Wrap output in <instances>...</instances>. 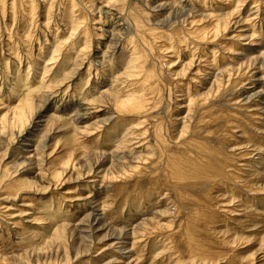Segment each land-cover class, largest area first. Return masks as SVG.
I'll return each instance as SVG.
<instances>
[{
	"label": "bare ground",
	"instance_id": "6f19581e",
	"mask_svg": "<svg viewBox=\"0 0 264 264\" xmlns=\"http://www.w3.org/2000/svg\"><path fill=\"white\" fill-rule=\"evenodd\" d=\"M122 1L125 2L128 0H115L114 2L119 6L120 2ZM211 1L212 4L209 3L211 4L212 8V10H210L211 14H206L205 9L200 8L197 3H194L191 0H129L130 3H133V5H138V7L141 8L136 14H146L144 15L143 22H141V19H134L132 15H129L134 19V23H128V27L119 24L123 19L126 18L120 16V8L117 10H113L115 9L112 6L113 3L110 4L112 1L108 2V0H62L59 4V7L56 8L58 11L57 15L56 13L55 15L53 14V9L48 10V4L46 3V0H0V40L2 41L3 35L10 38L8 40L9 42H5L3 40L5 42L4 44L7 43L6 46H10L9 52H13V57L14 50H16L15 48H17V51H19V53L16 58L18 60L22 59V54L20 52L26 51V54L29 57L28 59H31V61L29 62L33 63L35 61L33 52H35V50L37 49L40 52L42 50V45H44L43 43L46 44L51 39L56 43L54 51L56 52L57 50V52L59 53L63 51V49L59 48L61 43L63 46V44H69L68 42L70 41L67 40L73 39L74 41V39L76 40L77 38V40L79 39L82 43V46H84V51L86 49L85 52L87 53H84L86 54V58L85 60L81 61V58L80 60H78L76 56L71 57L74 59V62H76V64H70V74L67 77H64L66 78V80H69L71 82V80H74L75 78L81 76V68L89 72V74L87 75H84V73V77L90 76L92 69L98 70L101 67L104 68V64L112 62L118 51L120 55L125 56L128 60L126 61L125 68L126 77L131 78L132 76H134L137 78L136 80H132L131 85H128V83L124 86V88H122V92H124L125 95L123 98H121L120 92L117 91L118 93H114V90H112L114 87H112L111 85L110 86L112 88L109 92L106 91L104 93H101L100 96L95 97L98 94V90H100L99 87H96V85L98 84L97 79L99 77L97 79L95 78L94 81L92 80V82H90L91 87L87 89L89 93L88 96L90 95L92 90H94L93 93H91L89 97L85 96L86 100H88L90 97L92 98V102L88 104L87 102L86 104L85 102L83 103L82 100L84 99V97L83 99L81 97V99H79V96H76V99H73L74 97L72 98V94H74V92L71 93L69 98L70 102L67 103L66 100L68 101V98L65 97L66 94L63 96V99L62 91L60 93L51 91V89L53 88H50L48 86L50 88V92H48L47 90L49 94L46 92L48 95L43 94L41 98L36 101L35 99L33 100L32 98L27 97L26 99L19 101L18 107L7 111L10 113L12 112V115H6L1 118L0 125L6 126L0 127V142L5 143L9 150L13 151V153H16V156H20L21 154H24V150H27L25 145H27V143L31 141V138L35 137V135L38 134L36 133V130L44 122H60L62 125L64 124V126L68 125L69 128H71L75 132V135H77L78 133L87 135V133H89V130L87 131V129H89L91 126L87 127L85 125L87 124V122H89L91 115H93V118H97L96 123L94 122V126L98 125L99 127L110 121V118L106 119L105 117L107 114L104 115L102 113L104 117L100 119L102 117V114L97 116L96 113H90L91 109L97 110V106H99L101 103H104L105 101L103 102V99H107L108 97L110 100H112L113 110H115L114 113L115 115H117L116 117H119L118 119L122 121L124 119H131L132 117H135V119H137L136 121H141L140 126L143 127L144 133L140 141L145 142L153 151H155L156 157L154 158L153 154L152 157L148 156L149 163L144 164L143 169H153L152 171H150V173L149 171H147L148 176L146 178H148V180H145L146 182L144 181V183L141 184L142 186L139 185L140 187H142V193H140L141 189L139 188L140 191L138 194H141L143 198H148L151 194L157 195L155 197H162L165 195L163 198L165 206L162 211H158L155 217L158 219L160 218L161 220L156 219V223H154V225L151 227H154V229L158 228L160 231H164V233L168 234V236H171L172 238H177V234H183V236L185 235L187 237L186 240L183 238L185 241H182V239L181 241H177L175 239L177 241H175L176 245L172 244L175 247L174 250H178V248H180L178 247V244L182 242L180 246L182 247V251L184 250L183 252H185L182 257L179 256V259H175L176 261L174 260L175 263L173 264H206L205 262L210 259L211 261H214L213 264H219L218 261L220 259H227L226 261L229 264H248L251 261V257L248 258L246 256H241L238 253V248H236L234 245L236 241L238 242V240H235L233 238L231 239L227 232L224 233L223 231L218 230L216 226V229L214 228V225L216 223L213 221L218 218L220 219V216L222 218V215L218 211V203L220 202L219 200L217 201V198H219L218 196H221V194L224 196L225 194H227L231 200L238 198L237 196H239L240 198L241 194L238 195L237 193H242V188H247L245 190V196H247L248 194L251 197H254L253 194L257 191L258 193H264V172L258 171V166L264 165V149H262L261 146L259 147V145L258 148L257 146L253 145L254 148L252 150H249L250 148H252V145L250 146L248 144L250 147L247 146L246 150L251 151L249 156L250 158H252V161H254V165L252 163L247 164L249 162L245 161L246 165L244 166L248 168L247 170H243V166H237V164L241 162V160L243 162V156H239L238 158L234 153L235 149L233 147V145H237V143H235V139H237V132L235 131H237L238 129H241L243 131V134L246 135L245 140L240 136V139L242 138L244 141H249L251 139V141H253L254 139H256V137H258V140H264V130L261 129L262 126L257 123L261 120L260 118L264 116V18L259 20L257 23H250L249 26H252L256 29H253L252 31L250 30L251 33L249 36H246L247 33L244 34L241 32L238 33V38H235L234 41L231 40V42H235V48L232 47L231 49H229L233 52H236L235 55L229 56L230 58H233L232 62L228 60L229 62L227 61V64H220V61L223 59L220 60V56L218 55L217 57V54L215 55V52H217L218 54H222L224 52V47H222V44H225L227 42L226 39L230 38L228 37L229 35H227V33L230 35L231 33H235V30L241 23V19H236V21L234 22L233 20L235 19L231 17L227 18L226 14L223 13V6L217 3L213 4V0ZM220 1L228 2L229 0ZM176 2H178V4H176ZM125 4L127 6V3ZM116 5H114V7ZM215 5H219L220 7L215 8ZM229 6H226V10L229 9ZM260 10L262 9H257L258 12H260ZM250 11L251 10H249L248 12ZM261 13H263L264 16V12L261 11ZM122 14L123 13H121V15ZM3 17H11V19L12 17H14L15 20H17L18 18L20 20V25L18 23L19 26L17 27L20 28V31L16 32L15 30H13V27V29L9 28L10 23L7 26L6 21L5 19H3ZM49 18H51L52 20L57 19L55 21L54 27H51V25H53L52 23L50 25L51 28L45 25L44 22ZM189 19H192V21L197 24L201 22L205 23L203 24L205 27L199 29L198 32H193L192 30H190V33L187 34L190 38L191 36H193L192 39H194L195 41L191 40L193 42L192 45L197 44V48L200 50V53L193 55L191 54L190 58L189 54L193 50L185 49L186 51H188L186 52L188 54H186V56L184 53H181L182 55L180 54V48V51H177V59L181 60L182 58H186L182 60L180 64H178V66L182 69H180V71L176 69L175 72H172L170 65H172L173 62L166 61L167 59L164 48L166 47L167 51V49H173L178 45L179 39H175V37L177 36V33H175L176 27L174 28L173 26L175 24L176 26L178 24H185ZM14 21L13 23H16ZM233 22L236 24L235 28ZM91 24H97L98 28L94 27ZM170 25H173L171 26L173 29H167L165 31L160 30V28L170 27ZM231 25H233L232 28H230ZM12 26L14 25L12 24ZM50 29L51 31H49ZM169 33L173 34L170 35ZM138 35L143 36L142 40L140 39V42L142 43H139V39L137 37ZM243 37H245V40L241 41V38L243 39ZM55 39L60 40V42L58 40V42L54 41ZM128 39L134 42L130 49V56L121 53L120 51L121 47H123L124 44L128 45ZM182 39H184V37H182ZM184 40L186 41V39ZM228 41L230 42V40ZM244 41H248V44L244 43L245 45H241V42ZM166 42L171 44V46L167 47ZM181 42L182 40L180 39V43ZM2 45L3 44L0 42V47H2ZM238 45L240 46L239 48ZM17 46H19V50ZM65 46H63V48H65ZM186 46L187 44L185 45V47ZM123 49H125V47ZM64 50H66L67 52L66 48ZM199 50L197 51L199 52ZM221 50H223V52ZM197 51L195 50L193 51V53ZM237 51H239V53H237ZM2 52L3 51L1 48L0 59L5 58L4 62H7L8 60L10 62V55H12V53H10L9 56L5 57V55L3 54L6 53ZM55 52H53V54H56ZM169 52L171 51L169 50ZM174 52L176 53V51ZM210 52L213 53L215 57L219 58V61L217 58L213 61L214 64L216 63L215 66L213 65L215 69H213L211 65L210 70H208L206 66L205 73L200 76L199 81L195 80L192 82L194 85L191 86V88L193 87L192 89L190 88L191 91H188L187 88L184 89V87L182 86L184 83L181 82H185L184 79H186V81H189L191 79V77L189 79V76L191 74H194V69L199 70L201 68H204V65H206L205 63H207L205 62L208 58L207 54H210ZM258 53H261V55ZM214 55L211 54L210 57H214ZM38 57H40V54L38 55ZM67 57H69V55ZM195 57H197L196 60ZM201 59H205V61L202 60L204 64L203 66H201ZM186 60L189 61L186 62ZM178 66L175 65L174 67L177 68ZM164 69L166 70L165 73ZM201 70L204 71V69ZM99 73L101 72L99 71ZM236 73L237 80H233L232 82L234 83V85H238V92L236 94L237 97L234 98L235 102L233 104H231V102L233 101L232 99H224L222 104L218 105L215 110H212L210 107L197 119H195L194 115L191 119L188 116H184L182 119H179V117L184 114L183 112L185 109H179L181 103L178 104V102L176 101L178 100V96L176 95L177 92H186L185 95H183V102L188 103V106L193 102L196 105L194 111L199 109L198 111L200 112L202 110L200 108L201 104L205 100H207V98H209L204 96L201 89L207 86V84H211V82L220 84V87H222V84H224L222 83V79L228 74H232L235 77ZM2 74L3 73H0V75ZM2 77L3 76H1V78ZM93 77H95V75ZM106 79L105 82L103 81L104 85H107L108 82H110L111 84L115 83V81L112 82ZM187 82L184 85H188V87H190V83ZM2 85L3 84L0 85V92L3 90ZM69 88H71V86H69L68 89ZM167 88L169 90L167 91V93H165ZM230 89L232 90L233 86H230ZM18 92H20V90H18ZM117 94H120V97ZM167 94L169 98L168 101L170 100L174 102H171V106H164L162 104L163 102L165 103L164 99L166 98ZM209 95H211V93ZM13 96H16V93H14ZM91 103L92 105L94 104V106H92ZM56 104H58L59 107L53 109V106H55ZM60 106H62V109H59ZM164 111H167L168 115H165L163 117V115L165 114ZM152 121H154V123L151 126L150 123ZM262 122L264 124V117ZM62 125L61 127H63ZM259 131H261V134L259 133ZM77 137L81 139V137ZM49 140H51V137L47 136V138L42 143V146L36 147L37 152H45L47 147H49L47 145V142ZM78 142L82 143L80 140ZM83 147H86V145L84 146L83 144ZM60 149L61 150H59L55 154L57 158L54 159H52L53 156L44 157L43 155H41L43 165H47L49 162L48 171L52 170V176L58 180L61 174H63L64 172H69L71 170H68L69 163H73V160L78 157L75 153H77L78 150L82 148L78 144H72V146L69 144H64ZM253 154L263 156L260 161H256V159L254 160L255 156ZM88 156L91 157V154H86L85 156H81L78 158L84 157V160H86ZM104 156L106 157V155ZM129 156L131 155L128 152H125L124 148L119 147V150L111 152L109 159L110 161L114 159V161H112L114 164L117 162L120 163L121 161L126 162L127 160H129ZM29 158L30 156L27 159ZM143 160L144 159H142L141 161ZM14 161L15 163H17L16 160ZM108 162L109 161L103 160L102 164H98L96 168L89 167L88 165L90 164L88 162L87 166L90 178H95L96 181L98 179L97 177H99L96 171L103 168V166H105ZM138 163L140 164L141 162ZM59 165H62L64 167V169H61L62 172L58 167ZM74 168L75 167H73L72 170ZM141 173L143 174V172ZM149 174H151L153 178H151ZM140 176L142 175L140 174ZM105 177L106 176H104L103 178ZM136 182L137 181H135V183ZM239 183H241L240 187L238 186L240 185ZM19 184H23L21 180ZM222 187L225 188L223 189ZM125 188V190L129 189V187L126 186ZM63 198L62 200H65ZM239 201H242V198H240ZM246 211H248V209H246ZM38 214L39 216L34 218V222L35 224L39 222L41 226L46 225L44 227V233H46L44 235L42 233L43 236L47 235L48 232H51L52 230L56 232L62 227H67H53V221L52 223L51 221L46 223V217L44 219V217L41 216L40 213H37V215ZM247 214L248 213H246V215ZM258 215L264 218V216H262L259 212L257 216ZM86 216L87 219H84L85 221L89 222V228H87V226L85 225V221H83L82 224L75 226V228H67V231L69 230V232L73 234H75L77 231L76 234L87 237L91 235L94 236L96 232L112 230V227L107 225L106 222L103 221V214L99 213L98 210L93 209ZM165 218L169 220H166ZM151 220L152 223L155 222L153 219ZM164 220H166L167 222L164 223ZM64 221L68 223L67 220ZM81 225H84V227H80ZM197 229L204 231L205 234L201 233ZM153 230L151 228L150 232H153ZM113 231V235L116 236L114 237L115 239H124V241H118L119 246L117 247V249L119 248L120 251L122 250V255L124 256L126 254L132 253V251H129L125 247V241L126 239H128L124 237L125 234L120 237L121 234L116 233L115 229H113ZM156 233L157 232H155V234ZM158 233L160 235L162 234L160 232ZM196 233L197 236H195ZM148 234L150 235V233ZM168 238L169 237H167V239ZM216 244L218 246V250ZM219 247L221 248L220 250ZM212 248L214 250H212ZM170 250L173 249L170 248ZM180 251L181 250H179V254L182 252ZM210 251H212V253ZM124 258L130 257L124 256ZM111 263H113V261L108 262V264Z\"/></svg>",
	"mask_w": 264,
	"mask_h": 264
},
{
	"label": "rangeland",
	"instance_id": "374dc122",
	"mask_svg": "<svg viewBox=\"0 0 264 264\" xmlns=\"http://www.w3.org/2000/svg\"><path fill=\"white\" fill-rule=\"evenodd\" d=\"M61 1L62 0H46V3L48 4V10L53 9L54 11L53 14L55 15L56 13L57 15L58 11L56 8L59 7V4L61 3ZM114 1L115 0H108V2H111L110 4L113 3L112 6L113 8H115L113 10H117L120 8L121 9L119 10L120 16H123L127 19V20L123 19L119 23L120 25L129 27L128 23L130 24L132 22L134 23L135 18H139L141 19V22H143L144 15L146 13L144 14L141 13V15L136 14L137 12H139V9H141L140 7H138V5H133V3H130L129 0L125 2L122 1L124 3L123 4L122 2H120V5L121 3L122 5H124V6L121 5L123 8L122 9L121 6L116 5L117 3H115ZM191 1H193L194 3H197L200 8L205 9L206 14H211V11H210L212 10L211 0H191ZM219 1L220 0L218 1L213 0V4L217 3L223 6L222 7L224 11L223 13L226 14L227 18L231 17L235 19L233 20L234 22L236 21V19L239 20L240 18L241 23H242V25L241 23L240 25H238L239 27L235 30V33L233 34L231 33V35L227 33V35H229L228 37L232 39L227 37L228 38L226 39L227 42L225 44L223 43L224 45L222 44V47L225 48V49L223 48L224 52L223 50H221L223 52L222 54L221 53L218 54L217 52L213 51L215 52V55L217 54V57L218 55L220 56V60L223 59L220 61V64L221 63L227 64L229 61L232 62V59H233V58H230L229 56L235 55L236 53V52L231 51L230 49L232 47L235 48L234 46L235 42L233 43V41L235 40V38H238L237 36L238 33H241V32L244 34L247 33L246 36H249L251 31L253 29H256L252 26H249L250 23L252 22L257 23L259 20L264 18L263 13H261V11L264 12V0H240V1L239 0H229L228 2L226 1L219 2ZM125 3H127V6ZM176 4H178V2H176ZM114 5L116 6L114 7ZM219 5L217 6L215 5L216 6L215 8H219L220 7ZM226 6H229V9L226 10ZM258 8L262 10L258 12L257 11ZM249 10L251 11L248 12ZM121 13L123 14L121 15ZM129 15L130 16L132 15L134 19L130 17ZM129 17L131 18V20ZM3 19H5L7 26L10 23L9 28L13 27L14 29L13 28L12 29L15 30L16 32L20 31V28L17 27L20 25V20L18 18H17L18 21L15 20L14 17H12V19L11 17L10 18L3 17ZM56 20L57 19L52 20L51 18H49L47 19L48 22L45 21L44 23L45 25H47V27L51 28V27H54ZM196 20H199V19H196ZM13 21L16 23H13ZM51 23L53 25H51ZM12 24L14 26H12ZM203 24L205 23L201 22L197 24L193 22L192 19H189L187 23L185 24H178L177 26L175 24L174 26L170 25V27L160 28V30L165 31L167 29H173L171 26H173L174 28L176 27L175 33H177V36L175 37V39L177 38L179 39L178 45L175 46V48L173 49L172 48L167 49L168 52L166 51V47L164 48L166 59H167L166 61L167 62L171 61L174 64V65L173 64L170 65L172 72H175L176 69L180 71V69L182 68H180L178 64H180V62L186 58V57L182 58L181 60L177 59V54L180 51V48H181L180 54L184 53L185 55L187 54L186 52H188L186 51L187 49L188 50L191 49L193 51L199 50L197 48L198 47L197 44L192 45L193 44L192 41L194 40L192 39L193 36L189 35L191 36L190 38L188 37L187 34L190 33V30H192L193 32H196V31L198 32L199 29H202L203 27H205ZM93 26L98 28L97 24ZM232 26L233 25H231L230 28H232ZM235 26L236 24L234 23V28ZM49 31H51V29ZM47 33H48V30H47ZM179 33H182V34H179ZM169 34L171 35L173 33H169ZM181 36L184 37V39H186L187 42L184 39H182ZM3 37H2V41L0 40V42L3 44L2 47H0V49L2 48V51L6 53V54H3L5 55V57L9 56L10 53H12V55H10V59H11L10 62L9 60L7 62H4L5 58L0 59L2 60L0 61V66H1L0 73H3L2 75H0V85L3 84L2 85L3 90L0 92V95H1L0 96V100H1L0 101V121L2 117L6 115H12V112L10 113L7 111L12 110L15 107H18L19 101L24 100L27 97L32 98L33 100L35 99L36 101L40 99L43 94L45 95L48 92H50V88H53L51 89V91H54V92L60 93L62 91L63 99H64L63 96L66 94L65 97L68 98V101L66 100L67 103L70 102L69 101L70 95L71 93L74 92V94H72L73 95L72 98L74 97L73 99H76L75 98L76 96L77 97L79 96L78 97L79 99L81 98L83 99L84 97V99L82 100L83 103L85 102L86 104L87 102L88 104L92 102L91 101L92 98L90 97L88 100H86L85 96L89 97L91 93H93L94 90H92L90 95L88 96L89 93L87 89L91 87L90 82H92V80L94 81L95 78L97 79L99 77L97 79L98 84L96 85V87H99L100 89L98 90V94L95 97L100 96L101 93H104L106 91L109 92L110 89L114 87L112 90H114L115 94L120 92L121 98L125 96L124 92H122V88H124V86L127 85L128 83H129L128 85H131L132 80L137 79L134 76H132L131 78L126 77L125 68H126V61L128 60L125 56L120 55L118 51V53L116 54L117 57L115 56L112 62H108L107 63L108 65L104 64V68L102 67L99 68L101 70L92 69L90 76L84 77V75L89 74V72L81 68L82 72H80V74L82 77L79 76L78 78H75L74 80H71L70 82L69 80H66V78L64 77H67L70 74V68H69V66H71L70 64H73V63L76 64V62H74V59L71 57L76 56L78 60H80L81 58V61L85 60L86 58V54H84V53H87L85 52L86 49L84 51V46H82V43L80 42L79 39H78L79 41L77 40V38L76 40L74 39V41L73 39H70V40H67V41H70L68 42L69 44L67 43L63 44V46L66 45L65 48L67 49V52L66 50H64L65 48H63L62 43H61L59 48L63 49V51L59 53L57 52V50L56 52L54 51L55 50L54 47L56 43L53 42L51 39L46 44L43 43L44 45H42V50L40 52L38 51V49L35 50V52H33L35 61L33 63H30L29 61H31V59H28L29 57L27 56L26 51L20 52L22 54V59H19L20 60L19 61L16 58L19 51H17V48H15L16 50L13 49L14 50V57H13V52H9L10 46L7 47L6 46L7 43L4 44L5 42H9L8 40L10 38L4 35ZM65 37H68V36H65ZM137 37L139 39V43H142L140 42V39L142 40L143 36L138 35ZM180 39L182 40L181 43H180ZM57 40L58 39H55L54 41L60 42V40L58 41ZM228 40H230V42ZM231 40L233 41L231 42ZM243 40H245V37H243V39L241 38V41ZM185 42L187 44L186 46L187 48L185 47L186 45ZM247 42L246 41L241 42V45L248 44ZM50 43L51 44L53 43V44L51 45ZM133 43L134 42L128 39L129 46L127 44H124L123 47H121V49L124 52L120 49L121 53H124L130 56V49ZM166 46L169 47L171 46V44L167 43ZM17 47L19 50V46ZM124 47L125 49H123ZM239 47L240 46L238 45V48ZM68 50H69V53H68ZM169 50L171 52H169ZM174 51H176V53ZM193 51H191V53L189 54L190 58H191V54L193 55V54L200 53V50L199 52L197 51L194 53ZM53 52H55L56 54H53ZM78 52H79V55H78ZM172 52L175 54H173ZM237 53H239V51H237ZM39 54H40V57H38ZM211 54L214 55L211 52L210 54H207L208 56L207 61H205V59H201V61L203 60L207 62V63L204 62L206 64L204 65L202 61L201 66L204 65V68H201V69H204V71L201 69L199 70L194 69V72H193L194 74H191L189 76V79L191 77L192 80L191 79L189 81L187 80L188 81L187 82L186 79H184L185 82L184 81L181 82L184 84H186V82L190 83L189 84L190 87H188V85L185 86L183 84L182 86L184 87V89L187 88L188 91H191V89L193 88V87L191 88V86L194 85L192 82L195 80L199 81L200 76H202L203 73H205L206 66L208 70H210L211 65L213 69H215L214 66L216 63L214 64L213 61L217 57H215V55L214 57L213 56L210 57ZM258 54L261 55V53H258ZM68 55L69 57H67ZM196 58L197 57H195V60ZM217 59L219 61V58ZM189 60H186V62H188ZM175 65L178 67L175 68L174 67ZM99 71L101 73H99ZM165 72L166 70L164 69V73ZM94 75L95 77H93ZM235 75L236 76L234 77V75L228 74L226 77H224L222 79V83H224L222 84V87H220L221 86L220 84H217V83L215 84L211 82V84H207V86L201 89L204 96L209 97V98H207V100H205L201 104L200 108L202 110L200 112L198 111L199 109L194 111V109L196 108V105L193 102L189 106H188V103L183 102V99H184L183 95H185L186 92H183V93L177 92L176 95L178 96L177 99L179 101L178 100L176 101L178 102V104L181 103L179 109L180 108L182 110L185 109L183 112L184 114L180 116L179 119H182L184 116H188L191 119L193 115L195 116V119H197L199 116L205 113V111H207L208 108L211 107L212 110H215L218 105L222 104L224 99H228V100L232 99L233 101L231 102V104H233L235 102L234 98L237 97L236 94L238 92V85L236 86V84L234 85V83L232 82L233 80H237V73ZM1 76H3L4 78L3 77L1 78ZM105 79L112 81V82L115 81V83L111 84L110 82H108L107 84L108 86L104 85L103 81L105 82ZM99 82H101L102 84ZM69 86H71V88L68 89ZM230 86H233L232 90L230 89ZM18 90H20V92H18ZM168 90L169 89L167 88L165 93H167ZM14 93H16V96H13ZM210 93L211 95H209ZM120 94H117V95L120 97ZM168 99L169 98L167 94L166 98L164 99L165 103L167 102L166 105L164 102L162 103L164 106H168V105L171 106L172 103H174L170 100L168 101ZM103 102L104 103H101L99 106L96 105L98 107L97 110L91 109L90 113L91 114L96 113L97 116L101 115L102 113L104 115L107 114L105 117L106 119L110 118V121H108L107 123L99 127L98 125L94 126L97 118L96 117L93 118V115H91L92 118L90 117L89 122H87V124L85 125L87 127L91 126L89 129H87V131L89 130L88 131L89 133H87V135L80 134V133L75 135V132L71 128H69L68 125L64 126V124L62 125L60 122H57V123H45L44 122L36 130V133L38 134H36L35 137L31 138V141L28 142L27 145H25L27 150H24L25 151L24 154H21L20 156H16V153H13V151L9 150L7 145H5V143L0 142V263L1 264H108V262L110 261H113V263L111 264H173L175 263L177 259L182 257V255L185 253L183 252L184 250L182 251V247L180 246L182 242L178 244V247H180L178 248V250L177 249L174 250L175 247L174 245H172V244L176 245V242L181 241V239L182 241L184 239L186 240L187 237L185 235L183 236V234L178 235L177 233H172V234H177L178 236L177 238H172L171 236H168V234L164 233V231L161 230L162 231L161 232L158 228H156L158 230L157 231L156 229H154V227H151L154 225V223H156V219L161 220L160 218L158 219L155 217L158 211L159 210L162 211L165 206L163 202L164 200L163 198L165 195L162 197L158 196L159 197L158 198V197H155L157 195L151 194L150 197L143 198L141 194H138L140 189L142 188L139 185L143 184L145 180H148V178H146L148 176L147 171H149L150 173V171H152L153 169V168H150V170L143 169L144 164L149 163L148 156L152 157V154H153V157L154 158L156 157L155 151H153L148 146V144L140 141L144 133L143 127L140 126L141 121H136L137 119H135V117H132L131 119L130 118L124 119L121 121L120 119H118L119 117H116L117 115H115L114 113L115 110H113L112 100H110L107 97V99H103ZM55 106H53V109H56L59 107L58 104H56ZM92 106H94V104ZM59 109H62V106H60ZM164 113H163L164 114L163 117L165 115H168L167 111L166 112L164 111ZM103 114L101 115L102 117L100 119L104 117ZM263 117L264 116H262L260 118L261 120L257 123H259V125L262 126L261 129L264 130V124L262 122ZM153 123L154 121H152L150 125L152 126ZM61 125L63 127H61ZM3 126H6V125H2V126L0 125V127H3ZM235 132H237V139H235V143H237V145H233L235 149L234 153L238 158L239 156H243L242 158L243 162L241 160V162H239L237 166L239 165L243 166L244 167L243 170H247L248 167L244 166L246 165L245 161L249 162L247 164L252 163L253 165H254V161H252V158H250L249 156L251 151H247L246 147L249 145L250 146L252 145L251 146L252 148L249 149V150H252L254 146H257L258 148V145H259V147L261 146V148L264 149V140L263 141L258 140V137H256V139H254L253 141H251L252 139L249 141H244L246 138V135L243 134V131L241 129H238ZM259 133L261 134V131H259ZM47 136L51 137V140L47 142V145L49 147H47L46 151L43 153L37 152L36 147L42 146V143L47 138ZM77 136L81 137V139L78 138ZM240 136L243 137L244 140L242 138L240 139ZM77 140L78 141L80 140L82 143L84 142L83 144L84 146L86 145V147H83V144L78 142ZM128 141L129 142L131 141V142L129 143ZM255 141L257 144L255 143ZM64 144H69L71 146L72 144H78L84 150L80 149L75 154L78 157L85 156L86 154H91V157L88 156L86 160H84V157L83 158L76 157L73 160L72 164L69 163L68 170L70 169L71 170L69 172H64L63 174H61L58 180L52 176V170L48 171L49 162L47 165H43L41 155H43L44 157L53 156V158L51 157L52 159L57 158L55 154L59 150H61L60 148ZM55 147H56V151H55ZM119 147L124 148L125 152H128L131 156L132 155L133 156L132 157L129 156V160H127L126 162L121 161L122 163L121 162L119 163L115 160L119 164L114 163L116 164L114 165L112 162L114 161V159H112L111 161L109 159L110 154L112 151L119 150ZM104 155H106V157ZM29 156L30 158L27 159ZM254 156H255L254 160L256 159V161H260L263 155L262 156L254 155ZM142 159H144L145 161L144 160L141 161ZM14 160H16L17 163H15ZM103 160L109 161L110 163L108 162L105 166H103V168L96 171L99 176L97 177L98 179L96 178L97 179L96 180L97 182H96L95 178H92V177L90 178L88 174L89 172L88 166L92 168H96L98 164H102ZM88 162L90 165L87 166ZM138 162H141V163L139 164ZM58 167L60 168V171L62 172L61 169H64V167L62 165H59ZM73 167L75 168L72 170ZM144 170H145V175H144ZM258 171L264 172V165L258 166ZM141 172H143V174ZM140 174L143 177L140 176ZM149 175L151 178H153L151 174ZM104 176H106L105 177L106 179L103 178ZM20 180L23 184H19ZM134 180L137 182L135 183ZM239 184L240 185L238 186L240 187L241 183ZM125 186L129 187V189L125 190L126 189ZM137 188L138 189L140 188V189L138 190ZM246 189L247 188H242V191H241L242 193H239V192L237 193L238 195L240 194L242 195V197L240 195V198H242V201H239L240 200L239 196H237L238 198H235L232 200L227 194H225V196L222 194L221 196H218L219 198H217V201L219 200L220 202L218 203L219 205L218 211L222 215V218L221 216H220V219L218 218V214H219L218 213L217 214L218 219L213 221L216 223L214 225V228L216 229L217 227L218 230H221L224 233L227 232V234L231 237V239L233 238L235 240H238V242L236 241L234 245L236 248H238L239 250L238 253L241 256H244V257L246 256L248 258L251 257V261H250L251 263L248 261L249 262L248 264H264V218L259 215L257 216L258 212L262 216H264V193L263 192L258 193L257 191L253 194L254 197H251L248 194L247 196H245ZM65 193L67 194V198H66ZM140 193H142V189ZM62 198L65 200H62ZM93 209L98 210L99 213L103 214V221H105L107 225L111 226L112 230L96 232L94 236L91 235L87 237L81 236L80 234L79 235L76 234L77 231L75 234L70 233L69 230L67 231V228L68 229L75 228V226L82 224L83 221L87 219L86 215L89 214ZM246 209H248V211H246ZM37 213H40V215L43 216L44 219L46 217L47 219L45 220L46 223L50 221L52 223L53 221L52 223L53 227L55 226H67V227H62L56 232L52 230L51 232H48L47 235L43 236L46 233V232L44 233V229H45L44 227L46 225L41 226V224L38 221H37L38 223L35 224L34 218L39 216V214L37 215ZM246 213L248 214L246 215ZM151 219H153L155 222L152 223ZM64 220H67L69 225ZM166 220H169V219H166ZM166 220H164V223L167 222ZM222 220L224 221V223ZM164 223H161V224H164ZM85 225L87 226V228H89L88 221H85ZM80 227H84V225H81ZM151 228L152 230L154 229L156 231L153 230L154 233L152 231L150 232ZM113 229H115L116 233L121 234L120 237L123 236L124 234L128 235V236L124 235L125 238H128L125 241V247L129 251H132V253L126 254L127 256L126 255L124 256L130 257V258H124V256L122 255V250L120 251L119 248L117 249V247L119 246L118 241L121 242V241H124V239H121V240L115 239L114 237L116 236L113 235V232H114ZM197 230H199L201 233H204V231L200 229H197ZM155 232L157 233L155 234ZM158 232L162 233L163 235L161 234L162 235L161 236ZM148 233H150V235ZM166 235L167 237L169 238L171 237L172 239L171 238L167 239ZM195 236H197V233L195 234ZM167 245L169 248L167 247ZM216 247L218 250L217 244H216ZM170 248L173 250H170ZM220 249L221 248L219 247V250ZM179 250L182 251V252L180 251L181 252L180 254H179ZM212 250L214 249L212 248ZM210 252L212 253V251ZM172 253H175L176 255L179 254V255L176 256L175 254H172ZM226 260L227 259H220L218 263L219 264H229ZM205 263L213 264L214 261H211L210 259L206 261Z\"/></svg>",
	"mask_w": 264,
	"mask_h": 264
}]
</instances>
